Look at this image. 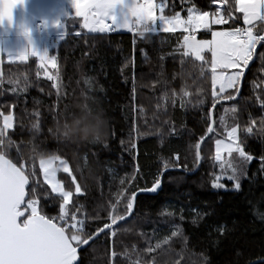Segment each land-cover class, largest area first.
<instances>
[{
	"label": "trees",
	"instance_id": "obj_1",
	"mask_svg": "<svg viewBox=\"0 0 264 264\" xmlns=\"http://www.w3.org/2000/svg\"><path fill=\"white\" fill-rule=\"evenodd\" d=\"M157 1L167 2L164 13L169 16H186L192 8L216 10L213 0ZM229 6L239 18L238 25L243 24L242 14L235 11V0L224 4V8ZM68 21L64 39L51 52L57 59L55 80L44 76L36 57L25 62L3 61L0 113H12L14 127L3 138L0 152L18 166L23 156L30 188L36 182L38 193L48 192L51 202L41 198V204L51 216L57 215L60 201L44 184L39 159L42 154H54L65 160L82 194L75 193L67 173L59 171L58 179L66 190L73 191V202L80 207L77 217L83 219L84 231L93 234L110 223L111 214L123 212L128 193L150 188L157 176L163 179L160 193L140 196L134 215L114 228V235L103 234L81 252L80 264H264V170L259 161L264 156V46L238 100L215 110V131L202 146L201 169L193 175H164L171 168L194 172L198 167L195 145L208 134L207 114L213 108L209 66L183 55L181 32L133 38L130 33H87L80 23ZM231 24L230 20L213 30L227 29ZM256 33L264 34V24ZM199 37L210 38L211 34L201 32ZM176 63L180 93L170 103V135L159 145L160 132L138 133L136 77L153 79L151 95L159 99L170 91L168 67ZM229 93L235 97L237 89L218 93L215 104L227 99ZM87 113L103 115L107 131L102 140L74 141L59 134V126L70 116ZM233 126H238L241 146L254 159L248 163L238 191L232 190V181L227 179L221 182L231 188L213 189L214 177L221 174L214 159V142L226 138L225 130ZM234 156L231 158L236 163ZM201 212L209 214L199 216ZM217 225L225 226V235L213 244ZM173 232L177 234L173 236Z\"/></svg>",
	"mask_w": 264,
	"mask_h": 264
},
{
	"label": "snow or ice",
	"instance_id": "obj_2",
	"mask_svg": "<svg viewBox=\"0 0 264 264\" xmlns=\"http://www.w3.org/2000/svg\"><path fill=\"white\" fill-rule=\"evenodd\" d=\"M217 2V0H213ZM222 6L228 0H218ZM25 0H0V26L7 21H13V11L18 6H23ZM75 16L83 18V27L90 33H104L116 27L128 28L130 31L136 29L141 35L151 33L157 29L164 32L181 31L183 34L182 47L185 50L184 56H191L195 61H200L209 66L212 84V107H215V98L226 89H237L243 76V69L247 67L256 52L257 45L264 46V34H254V22L264 21V0H235V11L242 14L243 24L247 27H240L237 23L239 18L233 17L232 8L218 7L215 11H194L190 9L187 17H182L179 13L165 15L163 5L160 6V14H156L157 5L155 0H72ZM232 24L223 30H213L212 25H225L229 21ZM111 21V23H106ZM56 27L64 28L61 39L65 37V25L57 23ZM199 30H207L211 34V39H197L195 33ZM24 35L31 45V33L24 30ZM2 52V49H0ZM37 57L41 61V67L50 63L51 67H57L56 60L49 56L47 52L38 53L34 48H28L18 57L26 59L28 55ZM208 58H206V55ZM9 58H13L9 56ZM52 80L53 76L48 75ZM57 87V85H53ZM187 95V93H185ZM233 99L232 93L226 97ZM91 113L76 116L79 119H86ZM207 132L212 133V113L208 112ZM3 127L0 128V146L4 145L7 129L12 125L13 117L3 115ZM223 123V120L221 121ZM63 137L67 138L69 131L65 126ZM225 140L216 139V161H221V153L227 151L229 156L238 154L236 163L231 160L226 165L221 164V174L214 177L211 187L213 189L228 190L225 183L220 182L223 174H227V179L232 181V190H239L240 179L246 173V167L254 157L244 151L241 141L237 135L238 126L226 129ZM247 131L251 133L252 129ZM203 139V137H201ZM8 143H11L9 140ZM133 148L135 145H131ZM195 159H200V144L195 145ZM19 166L12 159L6 158L0 152V264H76L77 251L82 245H88L94 239V234L84 231L83 219H78L77 212L80 207L73 202V191L65 189L64 183L57 178V172L63 171L71 177V183L75 186V193L82 194L81 185L77 183L68 163L59 156L50 154L41 155L39 167L43 173V182L48 186L54 198L58 199V213L55 216L44 212L41 198L45 203H50L47 190L37 192L36 182L29 188L30 174L23 163V156L20 157ZM59 161V165L56 162ZM260 168L264 170V156L259 157ZM168 164H164L167 168ZM34 175V173L32 174ZM123 183V182H122ZM159 176L153 181L149 192H156L160 187ZM136 191H131L124 197L123 212L110 215V223L103 224L97 228L95 235L104 232L106 236L114 235L112 225L118 220H124L126 215H131L136 199ZM72 205L71 208L68 205ZM211 210H209L210 213ZM209 213L201 212L203 216ZM183 219V217H181ZM193 224L197 223L195 217ZM178 227V226H177ZM105 229L108 231L105 232ZM217 235L212 241L218 243L225 235V226L217 225L215 229ZM177 233L173 232L175 236ZM159 247V245H157ZM147 251H153L148 248Z\"/></svg>",
	"mask_w": 264,
	"mask_h": 264
},
{
	"label": "rangeland",
	"instance_id": "obj_3",
	"mask_svg": "<svg viewBox=\"0 0 264 264\" xmlns=\"http://www.w3.org/2000/svg\"><path fill=\"white\" fill-rule=\"evenodd\" d=\"M155 3L157 5L156 14L159 15V8L161 5H163L164 11L167 8L168 4L165 1H157L155 0ZM194 11H201L198 8H192ZM165 14V13H163ZM182 17L186 18L187 15L180 14ZM38 20H41L45 24V33L50 34L52 33L56 39L48 42H45L44 37L43 40H38L34 35L36 34V22ZM67 20L68 22H71L73 24L81 25V28L83 31L90 33L87 29L83 27V18L75 16V10L72 6V0H25V3L23 6H18L13 11V21L11 24H9L7 21L4 22L2 26H0V36L2 39L7 38L8 43L6 42V45L4 47L0 44V49L4 50V52H0V75H1V68L3 61L7 62H25L27 61L30 56L28 55L26 59H19L15 58L18 57L21 53H23L26 49L30 47L28 38L24 35V30L27 29L31 33V45H33L32 48H34L38 53L43 54L44 52H47L49 56H53L56 60V56L52 55V50L57 48V46L62 41L61 36L64 32V28L56 27L55 25L57 23L65 25V35L67 33ZM106 23H111V21H106ZM214 26L218 25H212V29ZM117 32L119 33H131L133 30H129L128 28H122V27H116ZM137 31V30H136ZM207 31V30H206ZM33 32V33H32ZM109 32V31H107ZM104 32V33H107ZM139 34L140 32L137 31ZM176 32H181L177 30ZM201 32H205V30H199L197 31V34L195 35L196 38L199 39H211L210 38H200L199 34ZM256 32V30H255ZM153 33H166L162 30H155L149 34ZM95 34V33H92ZM147 34V33H144ZM41 43V45H37L35 43ZM185 51V50H184ZM5 55V56H4ZM9 56L13 58H9ZM5 57V59H4ZM37 58V57H36ZM38 59V58H37ZM39 61V59H38ZM39 65H41V61H39ZM41 67V66H40ZM42 68V67H41ZM43 69V74L46 78H48V75L53 76V80L56 79V75L54 74V70L50 63L46 64V66ZM168 73H169V80L171 83L170 91L166 92L165 96H161L159 99L153 98L151 95L152 88H153V79H151L147 75H137L136 77V101H137V126H138V133H155L160 132V137L158 138L159 145H163L170 135V129H169V117L170 113L172 111V105L171 100L174 98V96L179 95L180 88H181V81L179 77V69L178 65L176 64H170L168 67ZM219 89V86L217 85V89ZM218 92V91H217ZM219 93V92H218ZM164 99L166 101H164ZM11 115L13 117L12 120V127L10 129H7V132L12 130L14 127V116L13 114H6ZM2 120V126L3 127V117ZM230 130V129H229ZM237 135L239 136V130L237 132ZM222 140H225V143H229L227 138H222ZM236 153H233L232 156H234ZM216 155V146L214 142V159ZM232 156H229L227 151H223L221 153V161H215L221 165H226L228 161H232ZM235 158V156H234ZM56 165H59V161L56 162ZM62 171V170H61ZM58 175V172H57ZM246 176V173L243 177ZM225 177V178H223ZM58 178V176H57ZM222 179H227L226 176H222ZM228 180V179H227ZM221 182V181H220ZM225 183V182H222ZM225 185L227 188L229 187L226 183ZM241 185V180H240Z\"/></svg>",
	"mask_w": 264,
	"mask_h": 264
},
{
	"label": "water",
	"instance_id": "obj_4",
	"mask_svg": "<svg viewBox=\"0 0 264 264\" xmlns=\"http://www.w3.org/2000/svg\"><path fill=\"white\" fill-rule=\"evenodd\" d=\"M261 46H262V45H260V44L257 46V48H256V52H255V54L253 55L252 60H250V61H249V64L247 65V67L244 68V70H243V73H244V74H243V76L241 77V80H240V82H239L238 91H237L236 96H235L233 99H223V100L218 101V102L215 104V107H213V108L211 109V113H212V127H213V128H214V113H215V110L217 109V107L220 106V105H222V104H225V103H230V102L236 101V100H238V98L240 97V95H241V93H242V89H243V86H244V82H245L246 76H247V74H248L250 68H251L252 65L254 64V62H255V60H256V57H257V53H258V51H259V49H260ZM212 134H213V132H212V133H208V134L206 135V137H204V138L200 141V143H199V144H200V149H199V151H200V159H199V161H198V167H197V169H196L194 172H189V171H186V170H184V169H182V168H171V169H167V170H165L163 174L165 175V174H167V173H169V172H182V173H186V174H188V175H193V174L197 173V172L201 169V165H202V146H203V144L205 143V141H206L207 139H209V138L212 136ZM6 158H7V157H6ZM160 180H161V184H160V187L156 190V192H149V191H146V190H142V191L137 192L136 199H135V202H134V207H133V209H132L131 215H126V217H125L124 220H118V221H117V224L112 225V229L118 227L119 225L123 224L124 222H126V221H128L129 219L132 218V216H133L134 213H135L136 201H137V199H138L140 196H145V195H147V196H157V195L160 193V191L162 190V187H163V186H162V185H163V179L161 178ZM30 186H31V180H30V183H29V186H28V187L30 188ZM107 231H108V230L105 229V232H107ZM103 234H104V232L99 233V235H95V234H94V239L90 240L88 245H82L81 247L78 248L76 264H80V261H81V257H80L81 252H82L83 250L87 249L90 245H92V244H93L97 239H99ZM263 261H264V260H263ZM263 261H262V262H263ZM260 262H261V261H260Z\"/></svg>",
	"mask_w": 264,
	"mask_h": 264
},
{
	"label": "clouds",
	"instance_id": "obj_5",
	"mask_svg": "<svg viewBox=\"0 0 264 264\" xmlns=\"http://www.w3.org/2000/svg\"><path fill=\"white\" fill-rule=\"evenodd\" d=\"M69 131L68 139L71 140H88L91 142H97L102 140L107 131L106 121L101 113L88 116L86 119H79L76 116H70L68 120L62 123L58 132L63 136L65 126Z\"/></svg>",
	"mask_w": 264,
	"mask_h": 264
},
{
	"label": "crops",
	"instance_id": "obj_6",
	"mask_svg": "<svg viewBox=\"0 0 264 264\" xmlns=\"http://www.w3.org/2000/svg\"><path fill=\"white\" fill-rule=\"evenodd\" d=\"M242 20H243V19H242ZM40 21H41V20H38V21L36 22V27H35V28H36L37 32H36V34L34 33V34H32V35H34L33 37H35V38L38 39V40H39V39H40V40H43V37H40V36H39V27H37V23L40 22ZM263 23H264V21H259V20H258V21H255V22H254V25H261V24H263ZM43 24H44V23H43ZM45 27H46V26H45V24H44V27H43L44 32H45ZM255 30H256V29H254L253 31H255ZM114 32L119 33V32H117V29H115V28H114ZM205 32H208V31L205 30ZM32 33H33V32H32ZM254 34H258V33L254 32ZM45 35H53V34H52V33H50V34H46V33H45ZM44 39H45V40H44L45 42H48V43H49V41H47L45 37H44ZM7 40H8L7 38L2 39L1 36H0V44H1L2 47H4V46L6 45V42L8 43ZM35 44H37V45H41V46L43 45V44L41 43V41H40V43H35ZM32 47H33V45H30L29 48H32ZM2 51L4 52V50H2ZM4 56H5V55H4ZM31 57H34V56H30V58H31ZM30 58H29V59H30ZM4 59H5V57H4ZM169 66H170V65H169ZM228 90H230V89H226L225 92L228 91ZM217 91L219 92V89H218ZM223 93H224V92H223Z\"/></svg>",
	"mask_w": 264,
	"mask_h": 264
},
{
	"label": "built area",
	"instance_id": "obj_7",
	"mask_svg": "<svg viewBox=\"0 0 264 264\" xmlns=\"http://www.w3.org/2000/svg\"><path fill=\"white\" fill-rule=\"evenodd\" d=\"M214 5L216 6V8H218V7H220L221 8V10L223 11V9H224V5H220L219 4V2H215L214 3ZM233 17H235V15L233 14ZM37 26L39 27V36H41V37H45V34H44V30H43V22H38L37 23ZM240 27H247L246 25H242V24H240L239 25ZM135 34H136V32L134 31V32H132V36L134 37L135 36ZM196 34V33H195ZM55 39V36L54 35H49L48 36V41H52V40H54Z\"/></svg>",
	"mask_w": 264,
	"mask_h": 264
}]
</instances>
